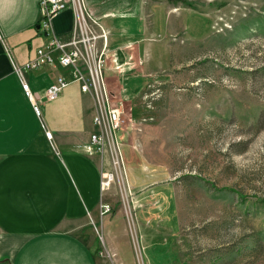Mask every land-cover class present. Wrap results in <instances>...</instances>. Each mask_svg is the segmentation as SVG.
<instances>
[{
  "label": "rangeland",
  "instance_id": "374dc122",
  "mask_svg": "<svg viewBox=\"0 0 264 264\" xmlns=\"http://www.w3.org/2000/svg\"><path fill=\"white\" fill-rule=\"evenodd\" d=\"M107 1L130 67L101 30L125 125L89 243L102 264H264V0Z\"/></svg>",
  "mask_w": 264,
  "mask_h": 264
},
{
  "label": "crops",
  "instance_id": "0c3cea01",
  "mask_svg": "<svg viewBox=\"0 0 264 264\" xmlns=\"http://www.w3.org/2000/svg\"><path fill=\"white\" fill-rule=\"evenodd\" d=\"M40 2L0 0V264H102L89 241L92 225L103 218L101 205H112L114 187L101 191L102 174L111 167L107 151L91 153L88 146L94 134L106 133L111 141L119 138L107 126L105 101L92 89L84 91L76 79L94 68L102 38L94 40L90 52L78 45L81 58L76 66L61 65L59 57L81 34L100 36L108 29L111 52L128 68L129 52L116 43L129 28L119 26L116 3L84 0L96 25L84 15V22L78 20L81 7L69 0L46 34L40 25ZM53 38L62 48L49 46ZM38 48L49 52L52 62L21 73L39 97L40 115L15 72L16 66L37 56ZM114 73V62L105 60L109 87ZM60 79L67 86L58 98L47 101L45 91ZM108 90L110 96L122 92ZM100 114L104 120L97 124L94 118Z\"/></svg>",
  "mask_w": 264,
  "mask_h": 264
},
{
  "label": "built area",
  "instance_id": "2783aa9c",
  "mask_svg": "<svg viewBox=\"0 0 264 264\" xmlns=\"http://www.w3.org/2000/svg\"><path fill=\"white\" fill-rule=\"evenodd\" d=\"M79 1V0H73V2ZM71 2V0H70ZM69 5V0H41L40 6H41V14L42 19L40 22V25L44 32L46 34L51 33V20L52 18L61 10L65 9ZM81 7V5H80ZM83 16V14H82ZM102 38V34L100 36ZM97 38V36H94L92 34H81L80 38L78 40H73L71 42L70 48L68 50H62L60 55V63L63 66H76L78 65V62L81 58L80 50H79V44L83 45L87 48V50L90 52L93 49L94 40ZM50 47L54 46L57 48H62V44L56 39L53 38L50 45ZM106 58H104V52H101L96 60V64L92 70H89L88 76H77L76 79L80 80L82 82V89L90 90L92 89L90 87L89 79H91L93 82H95V89L94 92L97 93L100 98H102L106 103V122L107 126L110 131L117 132L120 128L125 125V118H123L124 115V107L120 104H111L109 97L110 93L108 92L107 88L105 87V81L103 78V71L102 67L104 65ZM114 62L116 60H113ZM52 62V56L49 52L43 50L42 48L37 49V56L33 59H31L26 65L23 67L16 66L15 72L20 76L21 78V84L22 89L26 96L32 101L33 108L35 112L40 115V106L38 104L39 97L35 95L30 86L29 83L22 78V73L25 69H36L41 67L43 64ZM102 75V76H101ZM103 82V85L101 84ZM68 82L65 80H58L57 82L53 83L44 94V97L47 101H52L58 98L62 92V90L67 86ZM104 117L103 115H98L94 118L95 123L100 124L103 123ZM46 137L48 139L51 138L52 133L50 131L46 132ZM113 142L114 147L117 149H120L119 143L117 140H108L106 133H98L94 134L91 139V144L88 146L89 152H98L100 154L104 153L107 145ZM120 157L122 158V155L119 156L117 153V160H115V165L120 164L119 160ZM116 178V173L114 170L105 171L102 174L101 179V191L108 190L112 184L114 183ZM111 211V208L108 204L101 205V215H104L105 213H108Z\"/></svg>",
  "mask_w": 264,
  "mask_h": 264
},
{
  "label": "trees",
  "instance_id": "16d2710c",
  "mask_svg": "<svg viewBox=\"0 0 264 264\" xmlns=\"http://www.w3.org/2000/svg\"><path fill=\"white\" fill-rule=\"evenodd\" d=\"M193 3H189V6H191ZM3 261H1V263H2Z\"/></svg>",
  "mask_w": 264,
  "mask_h": 264
}]
</instances>
